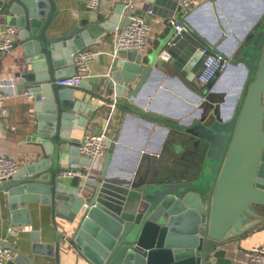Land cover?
<instances>
[{
	"label": "water",
	"instance_id": "water-1",
	"mask_svg": "<svg viewBox=\"0 0 264 264\" xmlns=\"http://www.w3.org/2000/svg\"><path fill=\"white\" fill-rule=\"evenodd\" d=\"M0 1L8 23L19 28L16 45L24 56L15 77L20 90L34 94L35 122L27 139L37 146L18 172L0 183V222L6 213L14 223L31 224L30 202H40L52 207L56 224L57 217L75 224L70 242L92 264H233L225 245L264 222V9L231 62L244 65L245 80L226 113L221 100L228 94L215 97L218 78L198 80L194 66L202 53L179 33L168 38V59L148 53L134 60L122 49L114 54L109 83L97 88L84 78L79 86H65L57 79L75 71L74 53L96 43L93 24L53 33L54 0ZM145 1L164 16L178 3ZM124 6L119 2L102 26L115 30ZM156 73L155 88L162 84L158 95L169 87L175 90L170 93L190 97L173 84L182 79L203 90L186 113L173 112L169 123L173 146L182 158H192L141 164L126 178L111 172L122 142L109 137L101 173L89 169L92 159L80 153L72 130L100 116L104 106L97 99L116 102L100 92L103 87L138 102ZM70 162L87 166L88 178L64 181L59 170ZM57 234L54 243L45 242L32 230L30 250L4 240L15 252L6 264H40L32 253L56 256L59 264L58 227Z\"/></svg>",
	"mask_w": 264,
	"mask_h": 264
},
{
	"label": "crops",
	"instance_id": "crops-1",
	"mask_svg": "<svg viewBox=\"0 0 264 264\" xmlns=\"http://www.w3.org/2000/svg\"><path fill=\"white\" fill-rule=\"evenodd\" d=\"M54 1L57 10L53 22V28H55L53 33L71 29L76 25L93 24L92 34L96 37V43L93 45L97 47V55L91 62L90 75L86 79L97 88H101L99 84L103 81L106 84L109 83L111 71L114 68V29L110 31L108 28H104L102 23L110 19L119 2L132 1L134 4L132 14L139 18H148L152 24L153 37L147 50L141 51L138 48H132L123 49L121 52L125 57L134 60L140 59L148 53L160 57L162 50L166 48L169 36L178 34L176 24L187 21L191 32H185L182 36L197 47L199 40L207 42L216 50L230 56L232 62L241 50L244 38L251 31L253 24L251 22L248 25L246 19H242L243 11L238 9L239 7L242 9L245 0H202L188 15L176 7L167 16L153 12L151 5L145 0H102L100 8L97 10L89 8L88 0ZM171 1L175 2V0H169V3ZM1 7L2 2L0 1V23L5 24L8 23L7 12ZM51 10L52 6L50 12ZM257 16L253 18L254 21ZM17 34L19 38V30ZM23 56L24 51L21 44L16 45L11 52L0 51V78L15 77V72L22 65ZM202 63L203 58L199 56L194 66L196 74L201 69ZM234 69H243L242 76L244 75V65L231 63L229 68L218 77V88L214 91L217 99H221L220 95L222 94L226 97L233 81L241 76V71H238L232 80L225 84L232 76ZM15 78L18 80L17 77ZM157 78H159V73L153 74L152 81L145 86L138 102L119 96L115 93L114 87H103L100 91L103 95L116 102H121L122 105H118L116 102L103 103L101 100H96L104 106L100 116L93 121L91 118L84 128L72 130V136L77 139H81L85 133L90 131L102 132L106 130L113 140L117 142L121 140L122 143L116 148V155L111 166V172L114 174L127 178L130 174H135L141 164H160L162 162L164 164L174 160L188 161L187 159L192 158L190 156L182 158L183 153L173 146L175 141L171 137L173 127H170L169 123L174 117L173 112L186 113L189 104H195L194 99L198 98L203 90L197 86L200 84L196 85L190 80L182 79V82L177 81L173 84L189 94L190 97L177 92L176 94L170 93L175 90L169 87L162 95H158L162 84L155 88L154 82ZM23 93L24 90L21 91V94L10 96L6 100L5 106L0 105V154H8L24 163L29 158V152L35 151L37 146L27 139L35 122L34 98L30 100ZM223 99L221 101L225 102L226 106L229 99L227 97ZM126 104L131 105L132 108L124 107L123 105ZM225 106L224 111L227 113L230 109ZM3 108L7 109L8 115L3 114ZM196 110L197 106L191 110V113ZM13 125L15 128H12ZM107 152L108 147L106 148ZM196 158L201 159V157ZM103 161L104 159L98 165L100 167L99 170L97 169L99 174ZM84 167L87 168L85 165ZM112 176L114 175L112 174ZM63 179L69 184L80 182L79 177H64ZM2 195L3 191H0V196ZM30 215L31 224H17L4 213L0 222V237L17 246L24 247L26 245V248H31L29 238L32 230H39L43 241L54 243L58 238V227L62 232L59 264H92L80 249L70 242L75 224L60 217H57L56 224L52 207L40 202H30ZM11 225L15 227L12 231L9 229ZM262 242H264V222L256 225L242 236L232 238L225 245L228 249L227 257L233 259V264H254L248 251ZM32 255L37 258L40 264L43 260L47 264H58L56 256L38 253H32Z\"/></svg>",
	"mask_w": 264,
	"mask_h": 264
},
{
	"label": "built area",
	"instance_id": "built-area-1",
	"mask_svg": "<svg viewBox=\"0 0 264 264\" xmlns=\"http://www.w3.org/2000/svg\"><path fill=\"white\" fill-rule=\"evenodd\" d=\"M202 0H178L177 9L186 15L190 14L193 9ZM102 0H88L90 9L97 10L100 8ZM134 4L132 1L125 2L124 9L121 12L120 20L118 21L114 30V48L113 53L122 49L138 48L141 51L147 50L149 47L153 32L152 24L148 18H139L132 14ZM177 31L180 35L185 32L190 33L191 29L187 21L176 24ZM19 28L15 24L0 23V51L11 52L16 46V39L18 36ZM199 50L202 53L203 63L202 67L197 73L198 80L203 83H209L213 78H218L224 73L231 65V58L227 54L216 50L210 44L203 40H199ZM97 55V47L89 45L84 48L78 49L74 53L75 71L57 79L59 84L65 86H79L84 78L90 75V67L93 58ZM161 55L168 59L170 54L167 48L163 49ZM17 80L15 77L0 78V105L5 106L6 100L12 95L21 94ZM28 99H33L34 94L31 90H24L23 93ZM103 103H107L105 98H99ZM3 114L8 115L6 108L2 110ZM12 128H15L13 125ZM110 136L108 132H87L79 139L80 153L89 156L92 159V170H99L98 165L104 159L107 139ZM23 162L8 154H0V183L4 180L11 178L21 168ZM85 168L81 163H72L63 166L59 170V175L64 177H79L81 180L88 178L89 169ZM15 227L10 226L12 231ZM254 264H264V242L254 246L248 251ZM15 252L10 247L4 245V239L0 237V264L13 258Z\"/></svg>",
	"mask_w": 264,
	"mask_h": 264
},
{
	"label": "rangeland",
	"instance_id": "rangeland-1",
	"mask_svg": "<svg viewBox=\"0 0 264 264\" xmlns=\"http://www.w3.org/2000/svg\"><path fill=\"white\" fill-rule=\"evenodd\" d=\"M240 11H243L242 19H246V23L249 25L251 22H253V18L257 16L263 9H264V0H245V3L242 6V9L239 7L238 8ZM241 68V67H240ZM241 71V76L243 73V69H234L232 76L228 79L227 83L228 84L233 76L238 72ZM236 78L233 83L232 87L230 88L228 92L229 100L227 105L225 106L227 109H230L232 106L233 101H235L236 96L239 92V88L241 87L242 83L245 80V70H244V75L242 77Z\"/></svg>",
	"mask_w": 264,
	"mask_h": 264
},
{
	"label": "flooded vegetation",
	"instance_id": "flooded-vegetation-1",
	"mask_svg": "<svg viewBox=\"0 0 264 264\" xmlns=\"http://www.w3.org/2000/svg\"><path fill=\"white\" fill-rule=\"evenodd\" d=\"M222 95H224V94H222Z\"/></svg>",
	"mask_w": 264,
	"mask_h": 264
}]
</instances>
